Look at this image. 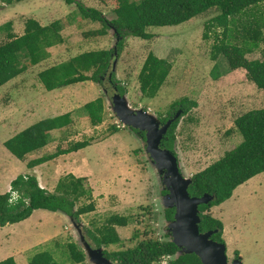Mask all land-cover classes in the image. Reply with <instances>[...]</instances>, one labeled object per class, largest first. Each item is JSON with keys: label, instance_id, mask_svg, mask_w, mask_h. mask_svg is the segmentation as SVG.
<instances>
[{"label": "rangeland", "instance_id": "rangeland-1", "mask_svg": "<svg viewBox=\"0 0 264 264\" xmlns=\"http://www.w3.org/2000/svg\"><path fill=\"white\" fill-rule=\"evenodd\" d=\"M81 1L102 11L107 19L115 18L113 0ZM261 7L264 10V3ZM216 14L210 11L179 25L150 27L147 31L153 37L148 40L128 36L112 57L108 77H103L102 83L88 80L48 91L39 81L40 71L82 52L114 50L118 36L112 29L103 36L89 35L102 25L84 19L75 5L63 0H23L11 5L0 0V42L7 40L10 31L23 34L29 18L42 25L60 21L64 39L49 50L47 59L28 65L22 74L0 87V194L8 192L12 180L21 174L36 175L40 186L53 192L58 180L72 173L86 178L95 204L93 212L77 220L83 230L100 226L114 214L130 216L128 226L117 227L120 243L107 250L133 246L136 230L164 240L167 222L159 202L163 178L150 165L144 138L122 127L112 113V85L115 87L116 80L121 82L133 108H144L159 118L183 97L196 102L178 118L175 151L186 176L208 167L241 143L234 120L249 110L264 108V92L247 79L245 69L229 70L222 55L212 59L213 33L205 38L204 32L205 24ZM8 22L12 23L10 30L4 26ZM263 50L264 42L246 56L262 58ZM150 52L167 60L171 70L157 95L144 98L138 75ZM110 73L115 76L113 84ZM100 97L104 99L103 121L93 126L85 105ZM68 112L72 123L52 131L47 146L24 160L4 146L7 139L30 125ZM113 125L120 128L118 132H111ZM83 140H89L90 145L33 169L27 167L34 158ZM210 213L223 224L229 263L237 254L242 264H264V172L238 186L231 198L212 207ZM77 239L68 218L40 209L27 220L0 227V261L13 257L17 264H30L35 254L48 251L58 264H76L70 260L66 245L72 241L78 244Z\"/></svg>", "mask_w": 264, "mask_h": 264}, {"label": "trees", "instance_id": "trees-1", "mask_svg": "<svg viewBox=\"0 0 264 264\" xmlns=\"http://www.w3.org/2000/svg\"><path fill=\"white\" fill-rule=\"evenodd\" d=\"M21 1L23 0H1L8 5ZM63 1L68 5H75L84 19L102 25L100 29L89 32V35L103 36L109 29L114 30L119 38L117 52L122 49L124 39L128 36L148 40L153 37V34L147 31L150 27L179 25L193 17L216 11L217 14L205 24L204 32L205 38L209 37V33H213L212 59L216 61L222 55L227 60L229 70L245 69L247 79L264 92V50L262 58L248 59L246 56L264 42V10L261 7L264 0H113L115 18L111 20L107 19L102 11L85 5L81 0ZM4 26L10 30L12 23L8 22ZM61 30L62 24L58 20L42 25L36 19L29 18L25 21L23 34L8 32L7 40L0 42V87L22 74L28 65H37L47 59L49 50L64 42ZM113 53V49L82 52L40 71L39 81L48 91L88 80L102 83V78L108 77ZM170 70L171 64L167 60L150 52L138 75L142 96L155 97ZM215 73V76H218V72ZM111 80L115 81L113 73ZM116 82L118 93H126V88L121 82ZM195 105L196 102L183 97L171 104L166 116H160L159 119L165 122L177 108H182L183 116ZM85 109L93 126L103 121L102 97L86 103ZM178 121L179 119L171 124L162 140V147L170 150L175 148ZM71 123L69 112L44 118L7 139L4 146L14 157L24 160L27 155L47 146L51 141L52 131L66 128ZM234 126L242 136L241 143L225 152L205 169L195 173L189 187L192 196L201 197L206 193L215 195V200L199 206L201 227L203 231L217 229L218 232L212 235V239L221 243H225L223 224L211 215L210 209L231 198L238 186L264 172V108L249 110L239 115L234 120ZM119 129L113 125L111 132H118ZM135 133L145 138L144 132ZM88 145L89 140L71 142L66 148L58 147L53 153L28 161L27 167L33 169L60 155L84 149ZM161 192L164 194L166 191ZM91 198L85 177H76L69 173L58 180L52 192L40 186L36 175L21 174L12 180L8 192L0 194V227L27 220L40 209L63 212L78 220L81 215L95 210ZM82 200L85 201L81 203ZM163 215L166 222H171L174 209H163ZM130 221V216L114 214L106 218L100 226L85 228L83 231L92 247L105 246L104 255L117 264H155L165 255L170 256L169 264H201L195 254L178 256V247L168 232L164 233V240H159L149 236L147 232L141 234L136 230L133 239L137 242L133 246L117 251L107 250L109 246L117 245L121 241L117 227H126ZM66 248L73 263L89 264L85 252L75 242L68 243ZM0 264L17 262L13 257H9L0 261ZM30 264L58 262L50 252L41 251L31 258Z\"/></svg>", "mask_w": 264, "mask_h": 264}, {"label": "water", "instance_id": "water-1", "mask_svg": "<svg viewBox=\"0 0 264 264\" xmlns=\"http://www.w3.org/2000/svg\"><path fill=\"white\" fill-rule=\"evenodd\" d=\"M113 54L114 56L117 54L116 47ZM110 102L111 111L122 127L145 133V149L150 165L153 171L162 176L163 190L166 191L165 194L160 195L159 202L163 209H174V216L168 223L167 232L179 249L177 255L195 254L201 264H230L226 256L225 243L212 239V235L218 230L203 231L201 227L199 206L215 200V195L206 193L201 197L192 196L189 193V187L193 182L192 176H186L182 172L175 148L170 150L161 146L170 125L182 115L183 110H177L173 117L163 124L158 116L149 113L148 110L133 108L127 93L115 92ZM58 213L69 219V224L78 237L77 245L85 252L89 264H117L104 255L105 246L90 245L83 232L82 223L66 213ZM231 264H242L240 257Z\"/></svg>", "mask_w": 264, "mask_h": 264}, {"label": "flooded vegetation", "instance_id": "flooded-vegetation-1", "mask_svg": "<svg viewBox=\"0 0 264 264\" xmlns=\"http://www.w3.org/2000/svg\"><path fill=\"white\" fill-rule=\"evenodd\" d=\"M109 82H110L111 84H113V81L111 80V77L109 78ZM115 84H116V83H115ZM112 89H113V92H112L113 94H114V91H116V93L118 92V90H117V86H116V85H115V87L112 85ZM119 94H120V93H119ZM180 109H182V108H177V109H175L174 111H172L171 114L169 115L168 119H170L171 117H173V115L177 112V110H180ZM165 116H166V115H165ZM168 119H167V120H168ZM167 120H166V121H167ZM166 121H165V122H166ZM161 122H162V121H161ZM165 122H162V123L164 124ZM170 126H171V125H170ZM169 128H170V127H169ZM132 131L135 132V131H138V130H132ZM139 132H142V131H139ZM144 137H145V133H144ZM144 140H145V138H144ZM162 190H163V189H162ZM162 190H161V191H162ZM161 191H160V193L163 194ZM165 193H166V192H165ZM165 193H164V194H165ZM173 216H174V215H173ZM168 223H169V222H167V224H168ZM167 224H166L165 230L163 229V230H164V231H163V234H164L165 232H167V226H168ZM168 233H169V232H168ZM178 250H179V249H178ZM237 257H238V255H235V257L231 260L230 264H231V263H232Z\"/></svg>", "mask_w": 264, "mask_h": 264}, {"label": "built area", "instance_id": "built-area-1", "mask_svg": "<svg viewBox=\"0 0 264 264\" xmlns=\"http://www.w3.org/2000/svg\"><path fill=\"white\" fill-rule=\"evenodd\" d=\"M170 256H162L155 264H169Z\"/></svg>", "mask_w": 264, "mask_h": 264}]
</instances>
